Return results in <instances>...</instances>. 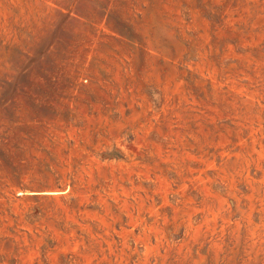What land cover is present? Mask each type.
<instances>
[{"label":"rangeland","instance_id":"rangeland-1","mask_svg":"<svg viewBox=\"0 0 264 264\" xmlns=\"http://www.w3.org/2000/svg\"><path fill=\"white\" fill-rule=\"evenodd\" d=\"M0 264H264V0H0Z\"/></svg>","mask_w":264,"mask_h":264}]
</instances>
